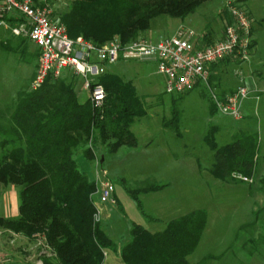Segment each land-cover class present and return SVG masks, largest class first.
<instances>
[{
  "label": "trees",
  "instance_id": "trees-1",
  "mask_svg": "<svg viewBox=\"0 0 264 264\" xmlns=\"http://www.w3.org/2000/svg\"><path fill=\"white\" fill-rule=\"evenodd\" d=\"M67 1L59 21L69 35L103 44L115 36L124 43L133 41L150 28L154 18L185 19L208 0ZM79 79L70 71L59 78L49 76L38 89L31 85L21 88L14 104L0 108V184L20 188L18 214L0 216V227L29 240L44 236L52 251V255H43L44 264H105L106 251L118 250V244L94 218L97 184L80 168L76 155L81 153L92 161L99 143L112 154L123 146H137L131 125L147 114L131 80L110 71L102 75L99 82L107 94L102 106H96L88 96L81 97ZM211 108H216L214 103ZM180 118L174 103L164 127L179 134ZM218 129L212 126L205 137L213 150L212 175L222 180H236L234 174L252 179L260 148L257 133L239 129L230 142L219 145L215 139ZM164 186L125 187L141 212L154 221L158 218L144 211L140 195ZM207 221L206 210L198 209L172 219L157 232L134 222L120 256L125 264H193L188 257L198 247ZM212 259L218 256L209 254L198 264Z\"/></svg>",
  "mask_w": 264,
  "mask_h": 264
},
{
  "label": "rangeland",
  "instance_id": "rangeland-1",
  "mask_svg": "<svg viewBox=\"0 0 264 264\" xmlns=\"http://www.w3.org/2000/svg\"><path fill=\"white\" fill-rule=\"evenodd\" d=\"M49 3L58 20L69 5L67 0H49ZM239 4L247 12L255 31V72L252 74L249 64L244 61L225 58L217 64L234 62L225 67L220 80H215L214 74H211L212 88V81L215 80L235 85L236 89L241 78L252 76L263 81L261 85L264 87V0H247L245 3L239 0ZM231 20L233 17L227 0H208L185 19L169 15L154 18L150 28L141 31L138 38L158 40L182 27L199 34V45L204 46L219 40L224 35L225 25ZM4 29L0 27L2 110L14 104L21 88L31 85L39 57V47L32 40L15 36ZM109 71L131 80L137 86L147 114L131 125L138 139L137 146H123L112 154L106 145L99 143L95 147V158L87 160L88 176L96 182L97 189L98 183L100 185L105 180L111 181L115 188L114 202L101 203L95 194L101 211L100 222L107 234L119 246L130 240L134 222L157 232L172 219L205 209L207 226L198 247L188 257L191 263L198 264L212 254L218 259L204 264H264V89L258 94L259 98L250 99L251 94L244 102V109L252 115L249 114L246 119L243 115L236 120L217 108L212 110L210 91L202 82L181 94L167 93L165 76L158 73L155 63L119 62L110 66ZM79 82L81 97L86 98L88 93L82 90L81 79ZM174 103L181 112L179 134L172 128L164 127V122L172 117ZM249 103L251 106L247 107ZM1 121L5 122L4 119ZM212 126L219 128L215 134L219 145L230 142L239 129L257 133L260 148L257 152V171L252 179L242 181L236 177V180H222L212 175L213 150L205 142ZM82 156L79 153L76 159ZM147 183L165 185L157 191L140 195L144 211L158 218L154 221L148 220L141 212L125 187L138 188ZM19 189L14 184H0V216H16ZM253 219L255 222L249 223ZM0 233V251L9 255V261L0 264H44L45 250L39 243L22 234L13 239V231L7 228L0 227ZM117 257L114 251L107 250L105 264H115ZM119 263L125 264L122 260Z\"/></svg>",
  "mask_w": 264,
  "mask_h": 264
},
{
  "label": "built area",
  "instance_id": "built-area-1",
  "mask_svg": "<svg viewBox=\"0 0 264 264\" xmlns=\"http://www.w3.org/2000/svg\"><path fill=\"white\" fill-rule=\"evenodd\" d=\"M233 21L225 25L224 35L212 44L199 45L197 33L180 27L174 34L158 40L137 38L124 43L120 38L96 44L83 36L71 37L64 23L60 22L49 0H0V27L9 29L15 36L28 38L39 47L38 65L31 83L32 89L40 88L49 76L62 77L70 71L82 80V90L91 102L102 106L106 90L99 78L119 62L138 61L156 64L157 71L165 76V91L181 94L202 82L210 91L216 108L223 114L239 120L243 116L245 100L251 89L239 85L225 97L211 87V69L227 57L245 61L253 49V27L239 0H227ZM242 180L249 178L234 174ZM100 183V182H99ZM96 191L99 202H114L115 188L111 181H102ZM96 221L101 211L96 202ZM1 234V233H0ZM13 239L20 235L11 233ZM43 246V254L52 255L44 236L34 240ZM9 261V255L0 251V262Z\"/></svg>",
  "mask_w": 264,
  "mask_h": 264
},
{
  "label": "crops",
  "instance_id": "crops-1",
  "mask_svg": "<svg viewBox=\"0 0 264 264\" xmlns=\"http://www.w3.org/2000/svg\"><path fill=\"white\" fill-rule=\"evenodd\" d=\"M247 0H244V3L246 2ZM246 5V4H245ZM250 14H251V12H250ZM251 16H252V14H251ZM254 18V17H253ZM252 25H253V23H252ZM4 30H9V29H4ZM252 33H253V49H252V51H251V57L249 58V60H247V61H244V62H246V63H248L249 64V66H250V70H251V72H252V74H253V72H255V63H254V61H255V51H256V47H257V40H256V38H255V31H252ZM197 37H198V40L200 41L201 39L199 38V34H197ZM222 37V36H221ZM35 44V43H34ZM36 45V44H35ZM232 59L234 60V58L232 57ZM234 61H231V62H229V63H227L226 64V62H222V63H219V64H213L211 67H210V69H211V74H214V79L215 80H217V79H219V76L221 75V73H222V71L225 69V67L226 66H228L229 64H231V63H233ZM243 62V63H244ZM236 63V62H235ZM241 75H242V73H240ZM215 80H213L212 81V83H213V86H214V89L216 90V91H218V93L221 95V97H225L227 94H229V93H231V92H233L234 90H235V88H234V86L233 85H229V84H227V83H223V82H221V83H218V81H215ZM220 80V79H219ZM241 81H240V84L239 85H243V84H247L246 86H248L250 89H251V98L250 99H253V97H257V98H259V93L260 92H262L263 91V89H264V87L261 85L262 83L261 82H263V81H261V80H259L258 78H256V77H254V76H252V77H250V78H241L240 79ZM135 87H136V89H137V86L135 85ZM83 92V91H82ZM219 95V96H220ZM251 106V104L249 103V104H247V107H250ZM245 110V111H244ZM249 114H251L252 115V113L250 112V111H248V110H246V109H244V107H243V115H244V117H245V119H246V117L247 116H249ZM77 162H78V164H79V166H80V168L83 170V171H85L88 175H89V169L87 168V160L82 156V158L80 157H77ZM18 214V207H17V212H15L14 213V215H17ZM255 221H254V219L251 221V222H249V223H254ZM257 222V221H256ZM261 222V226H262V220H260L259 221V223ZM256 224V223H255ZM258 224V223H257ZM128 241V240H127ZM126 241V242H127ZM125 242V243H126ZM117 243V242H116ZM124 243V244H125ZM124 244H121V245H119L118 246V250L117 251H114L115 252V255L116 256H118L117 257V259L115 258L114 259V263L115 264H120L119 262H121V260H122V258L121 259H119L121 256H120V249L122 248V246L124 245ZM123 261V260H122Z\"/></svg>",
  "mask_w": 264,
  "mask_h": 264
}]
</instances>
